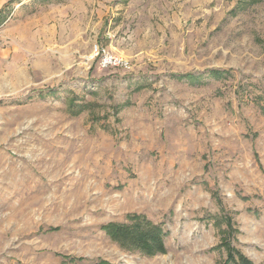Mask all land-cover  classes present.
<instances>
[{
  "label": "rangeland",
  "instance_id": "obj_1",
  "mask_svg": "<svg viewBox=\"0 0 264 264\" xmlns=\"http://www.w3.org/2000/svg\"><path fill=\"white\" fill-rule=\"evenodd\" d=\"M131 214L165 253L101 229ZM231 247L264 264V0H0V264Z\"/></svg>",
  "mask_w": 264,
  "mask_h": 264
},
{
  "label": "trees",
  "instance_id": "obj_2",
  "mask_svg": "<svg viewBox=\"0 0 264 264\" xmlns=\"http://www.w3.org/2000/svg\"><path fill=\"white\" fill-rule=\"evenodd\" d=\"M191 76V75H187ZM193 76V75H192ZM129 224L109 223L101 227L113 240L126 248L138 250L147 255L165 253L164 230L138 214L129 215ZM73 261L78 259L73 258ZM80 260V259H79ZM97 264H110L102 261ZM221 264H255L250 258L235 248L228 249V258Z\"/></svg>",
  "mask_w": 264,
  "mask_h": 264
},
{
  "label": "built area",
  "instance_id": "obj_3",
  "mask_svg": "<svg viewBox=\"0 0 264 264\" xmlns=\"http://www.w3.org/2000/svg\"><path fill=\"white\" fill-rule=\"evenodd\" d=\"M103 57H102V65L104 66H109V65H114V66H118V65H123L125 64L124 61L122 59H118L117 57H113L110 56L109 54L105 53V51H103Z\"/></svg>",
  "mask_w": 264,
  "mask_h": 264
}]
</instances>
